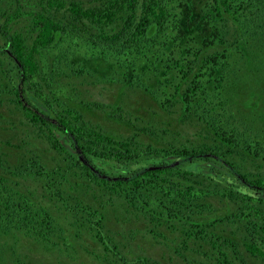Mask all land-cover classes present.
Here are the masks:
<instances>
[{
	"label": "trees",
	"instance_id": "trees-1",
	"mask_svg": "<svg viewBox=\"0 0 264 264\" xmlns=\"http://www.w3.org/2000/svg\"><path fill=\"white\" fill-rule=\"evenodd\" d=\"M179 2L0 0V71L8 83L0 91V105L23 111L37 133V142L32 141L28 134L19 135L12 117L1 119L5 129L15 130L14 138L20 136L18 140L29 148L30 158L11 170L4 165L6 154L0 155V169L7 177L0 179V238L21 235L33 239L36 246L57 249L54 239L62 233L57 217L30 191L18 189L22 182H43L42 198L65 203L61 179L63 186L78 179L84 189H94L110 202L120 201L134 219H150L155 227L147 231L154 239L166 240L162 227L178 237L187 233L174 249L182 264H264V129L253 128L246 108L232 100L234 90L243 97L239 87L248 89L243 71L264 81V0H211L199 9L195 4L178 7ZM19 21L25 31L13 29ZM199 36L213 48L196 49ZM99 59L109 66L104 79H95L90 72ZM130 60L140 66L139 74ZM148 75L166 86L172 79L184 83L174 86L169 98L159 99L167 113L181 106L183 117L174 125L164 122L159 127L150 124L154 119L143 124L139 117H125L115 98L111 101L117 103L115 108L110 103L87 104L90 110H114L113 119L124 131L113 137L81 113L61 107L56 99L53 106L45 93L52 94L54 85L66 92L58 84L66 77L82 78L86 84L107 81L122 88L132 87L125 81L141 84ZM205 77L213 79L203 81ZM261 91L264 99V87ZM27 92L55 117L31 104ZM187 130H195L198 140L183 139L180 133ZM179 137L185 142L172 141ZM38 144L48 147L46 151L54 152L58 160L44 161ZM200 163L208 170L187 169ZM245 163H255L261 171L245 169ZM220 171L229 175L227 187L216 183ZM211 186L230 209L207 221L208 214L217 213L203 198L211 193ZM71 200V205L64 204V213L79 210L94 241L121 264H162L141 255L134 263L126 261L119 245L106 240L100 210L80 199ZM10 241L6 239V248L13 252L17 240ZM63 247L72 250L73 244L65 240ZM188 252L191 256L184 257Z\"/></svg>",
	"mask_w": 264,
	"mask_h": 264
},
{
	"label": "rangeland",
	"instance_id": "rangeland-1",
	"mask_svg": "<svg viewBox=\"0 0 264 264\" xmlns=\"http://www.w3.org/2000/svg\"><path fill=\"white\" fill-rule=\"evenodd\" d=\"M179 1V5L177 4L178 7L181 4L185 6H193L192 4H195L198 9L204 7L207 1L211 2V0H184V2L183 0ZM198 9H195L194 13H196V11L198 12ZM184 10L185 9H182V11ZM19 22L20 23H16L14 25L13 29L17 31H25V24H23L24 22ZM201 37L202 36H199V38L197 39L198 43L194 45L196 49L207 51L210 48H213V45L209 46L208 44H204L203 40L205 37H203V40H201ZM187 43L191 44L190 41H187ZM95 61L96 62H94L93 64L94 67H92L93 70L90 69V72L95 76V79H104L106 75L110 74L109 66L101 59ZM128 64L130 65V67H138V74L141 72L140 66L137 63L134 66L131 64L130 60ZM244 72L245 71H243V77L241 78H246L247 81L245 80V82L248 86V89L239 87L240 89H243V97L240 96L241 93L238 94L237 92L236 94L237 90H234L232 94V100H234L237 105L246 108V111L248 113L247 116L249 119L251 118L250 122L252 123L253 128H257L258 131H260L261 129H264V99L262 97L263 95L261 91L264 87V81L252 77L250 73L246 74ZM208 79L209 81H212L213 78L205 77L203 81H206ZM170 80L171 79H169L168 81L170 82ZM0 81V91L5 90V88L8 87V83L4 82L1 71ZM140 81H142L141 84H133V80H130V82L125 81V84L129 83L130 85H132V87L124 85L121 88V86L112 85L107 81L97 83L95 80H93V82L96 84H86L85 80H83L82 78L75 79L71 77L68 79L66 77V79H61L58 81V84L63 86L66 92L64 90L61 91L60 89L56 90L54 85V88H52V94L47 93V91H45V93L46 96L47 94L49 95V101L53 106L54 99H56V103H59L61 107L65 105L70 109L81 113V116H83L88 123H91L93 126L101 129L102 131H105L106 134H111V136L113 137L117 136L120 131L123 130L121 126L122 124L118 122L117 119H113V117H116L114 115V110H90L87 104L93 102H103L108 104L110 103V105L115 108L119 101L121 104L120 106L124 107L123 114L125 115V117H139V119L143 121V124L147 123V121L149 122L151 119H154V122L150 124L159 127H162L161 125L164 122L174 125V121L183 117V110L180 105H177V107L170 110V113H167L161 107L159 102V99L163 100L166 97L169 98L176 91L174 90V86L179 84L184 85L183 82H181L180 80L173 81L172 79V84L166 86L163 84H159L158 79L152 78L150 75L144 76ZM123 91L125 92V94L120 95V93ZM26 95L29 102L36 108L41 110L43 113H45L47 117H55L52 114L51 110L46 107L43 102L38 100L33 94L27 92ZM112 100H117V103L111 102ZM13 106L14 105H10L7 103H3L2 105H0V155L1 153L6 154V156L4 157L5 167L10 168L11 170H16L15 168L18 167V165L20 166L23 160H29L30 155L27 152L29 148L24 147V145L21 144V142L18 140L20 136H18L17 139L14 138L15 130L11 131L9 129H5V126L1 123V119L3 121V119H7V117H12V121L15 124L14 127H16L17 129L19 128L18 130H20L19 135L28 134L32 141L37 142V133L34 131V128L31 129V125L28 124V122L25 120L23 111H20L17 107H14L13 109ZM54 108L56 109V111L60 112V107ZM246 125L247 127L249 126L248 124ZM128 126L130 128V125ZM11 127L12 126H8V128ZM243 128L244 127L241 126L239 127L240 130H243ZM171 129L172 128H170V135H172ZM179 129H181L180 125ZM174 130L176 131V129ZM180 134L183 139L191 140L192 142L198 140L197 138L195 140V130H187L186 132H182ZM167 138L169 137H165V139ZM180 139L181 138L179 137L177 140L172 141L185 142V140ZM38 147L37 148L40 151V153L38 152V154L44 161L50 163L52 162V160H58L57 156L56 158H54V152L46 151L48 147L40 144H38ZM202 164L203 163H200V165L190 164L188 165L187 169L193 171H197L195 169L205 171L204 169L206 168ZM98 166L101 167L104 165L98 164ZM244 166L245 169L248 168L254 173L261 171L255 168V163H245ZM104 168H106L107 170L109 167L104 166ZM220 174H222V176ZM220 174L216 173V183H219L220 186L227 187L229 184L227 180L230 179L228 178L229 175L227 176L226 172L221 171ZM1 177H4L2 179L7 178L6 173L0 169V179ZM79 181L78 179H76L71 182V185L64 184L63 186V179H61V195L65 198H68L67 202L65 203L49 202L47 199L42 198L43 191L41 190V187L43 186V182H22L20 184L21 187H19L18 191H22L24 193L26 191H30V193L34 195L35 200L38 204L42 206L45 205L50 209L52 214L57 217L56 224L58 227H60L62 233H60L61 236H59V238L54 239V242L57 244V249H45L38 245L37 247L33 239H28L21 235L16 236V238L14 239L11 234H9L8 237L5 235V237L1 236L0 243L2 247L0 245V264H19V262L22 264H121L116 256L104 251L103 246H101V244L96 240L94 241L92 237L93 232L90 231L87 223H84V216L83 214L79 213V210H75L71 215L64 213V210H67L66 207H64V204L71 205V199H80V201L82 200L84 204H89V206L93 207V209L100 210V212L104 216L103 234L106 237V240L108 239L107 241L109 243L115 242L119 245L118 252L122 257L125 258L126 261H132L134 263L138 257L144 256L147 258L149 257L150 259H152V261H160L162 264H182L183 259L175 254L174 249L176 248V245H182V242L187 238V236L184 235L187 233L181 232L183 236L178 237V233H171V230L166 229V227H162L160 228V230L162 231L166 240H157L156 238L154 239L153 235L149 234V231H147V229L155 227V223H150V219H145L141 216L139 219H134L135 217L133 215L125 213L126 209L120 201L115 200V202L113 203V201L111 200L110 202L108 200V197H104L102 196V194L96 191H92L94 189L88 190L87 188L84 189L83 187L79 186L78 184H80L81 182ZM244 191L252 193L248 190ZM215 192L216 188L214 189V186H211V193L206 197H203L207 204L211 205V208H214V210L217 211L216 214L211 213L208 214L206 218L204 217L206 220L208 219L207 221L213 220L216 216H222L224 212H227L230 209L227 202L222 200L220 196L214 194ZM205 212L208 213V211ZM6 239L9 241L11 240L10 243L13 240H17L15 251L11 252L6 248ZM65 240H68V242H71L73 244L72 250H66L65 247H63ZM159 244L161 246H159ZM195 244L198 245L199 242H195ZM190 254L191 252H188L184 254V257H186L185 255L190 257ZM168 256H174V259L172 261H164V259H166ZM149 263L153 264L154 262Z\"/></svg>",
	"mask_w": 264,
	"mask_h": 264
}]
</instances>
